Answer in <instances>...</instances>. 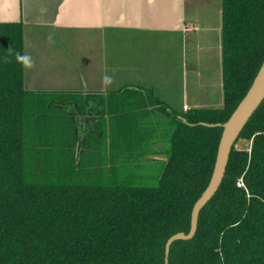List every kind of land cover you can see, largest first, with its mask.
<instances>
[{
  "label": "trees",
  "instance_id": "trees-1",
  "mask_svg": "<svg viewBox=\"0 0 264 264\" xmlns=\"http://www.w3.org/2000/svg\"><path fill=\"white\" fill-rule=\"evenodd\" d=\"M220 14L222 105L187 111L134 90L26 91L22 26L0 23V264H164L212 173L222 129L202 124L228 119L264 60V0ZM167 264H264V99Z\"/></svg>",
  "mask_w": 264,
  "mask_h": 264
},
{
  "label": "crops",
  "instance_id": "crops-1",
  "mask_svg": "<svg viewBox=\"0 0 264 264\" xmlns=\"http://www.w3.org/2000/svg\"><path fill=\"white\" fill-rule=\"evenodd\" d=\"M216 3L217 19L210 22L205 10L210 5L201 0H0V23L22 26V54L35 61L32 69L22 67L26 91L105 95L134 90L154 105L164 101L169 84L161 61L180 42L181 108H208L214 107L211 100L189 102L187 93H221L222 102L220 0ZM199 27L197 51L187 56ZM156 43L165 48L164 56ZM188 74L193 89L184 84ZM105 75L112 78L107 86ZM149 107L158 114L156 106Z\"/></svg>",
  "mask_w": 264,
  "mask_h": 264
},
{
  "label": "water",
  "instance_id": "water-1",
  "mask_svg": "<svg viewBox=\"0 0 264 264\" xmlns=\"http://www.w3.org/2000/svg\"><path fill=\"white\" fill-rule=\"evenodd\" d=\"M264 99V60L260 65L250 87L240 100L236 108L230 114L228 119L222 124H202L204 126H220L222 131L217 146L215 161L209 182L192 206L190 213L189 231L187 233L179 232L169 237L164 246V264L168 262L170 246L178 240H190L193 238L198 223L200 210L212 198L218 190L226 169L230 151L235 144L238 136L254 111Z\"/></svg>",
  "mask_w": 264,
  "mask_h": 264
},
{
  "label": "rangeland",
  "instance_id": "rangeland-1",
  "mask_svg": "<svg viewBox=\"0 0 264 264\" xmlns=\"http://www.w3.org/2000/svg\"><path fill=\"white\" fill-rule=\"evenodd\" d=\"M202 2L208 4L209 7H207L205 10H207V14H208V21L210 22H214L217 19V8L213 7L214 3L217 2V0H201ZM207 1V2H206ZM209 2V3H208ZM211 3V4H210ZM217 4V3H216ZM218 5V4H217ZM207 17V18H208ZM196 34V36L193 37V42L191 43V45H187L188 48L192 50V53H190V50L187 49V56H191L192 54L195 55V51H197L196 49V44L195 41L198 40V36L197 34L200 33L199 35H202V27L200 30V27L197 31L193 32ZM209 38L204 39L203 43L205 41H207ZM155 49H160V52L163 54V56L165 55V48L161 47L160 44L156 43L155 44ZM178 49V54L177 51ZM177 49L175 47L169 48L168 50V57L164 58L161 61V69H162V74H167L169 76V84L167 85V89L164 91L165 92V99L164 102L167 103V105L172 108L173 110H177V111H181V104H182V95L184 93H181V70H182V54L183 52L180 49V42L178 43ZM202 50V49H201ZM200 50V51H201ZM203 51V50H202ZM191 54V55H190ZM201 54L203 55V52H201ZM191 60V57H190ZM202 60V59H201ZM165 68V69H163ZM202 69V73L205 74L206 69H204V67L201 68ZM192 74H188L187 78L185 80V86L187 87V89H193V81H192ZM167 92V93H166ZM189 94V99L188 101L191 102L193 100V98H201L202 100L208 101L211 100L214 104V107H208V108H220L221 107V93H187ZM221 102V103H220ZM188 109H190V107H188ZM160 147H162L160 144H158L157 146H154V149L158 150ZM235 147H237L238 149H245V150H249L250 148V141H244V140H238V142L236 143ZM161 159V156H160ZM147 166H151V164L148 163ZM139 173H144V170H139ZM153 175V174H151ZM153 182V181H152ZM150 182V183H152Z\"/></svg>",
  "mask_w": 264,
  "mask_h": 264
},
{
  "label": "clouds",
  "instance_id": "clouds-1",
  "mask_svg": "<svg viewBox=\"0 0 264 264\" xmlns=\"http://www.w3.org/2000/svg\"><path fill=\"white\" fill-rule=\"evenodd\" d=\"M15 59L17 63H19L25 69H32L35 67V61L30 55L16 53ZM7 62L8 60L5 58V63ZM102 82L105 86H107L112 83V78L108 75H105L102 79Z\"/></svg>",
  "mask_w": 264,
  "mask_h": 264
},
{
  "label": "built area",
  "instance_id": "built-area-1",
  "mask_svg": "<svg viewBox=\"0 0 264 264\" xmlns=\"http://www.w3.org/2000/svg\"><path fill=\"white\" fill-rule=\"evenodd\" d=\"M182 110L183 111H187L188 110V106L187 105H184L183 107H182ZM249 151V150H248ZM242 184H241V182L239 181V183H238V186H241Z\"/></svg>",
  "mask_w": 264,
  "mask_h": 264
}]
</instances>
